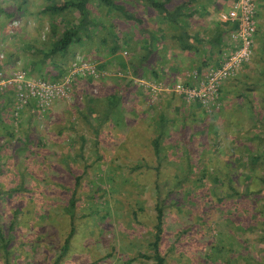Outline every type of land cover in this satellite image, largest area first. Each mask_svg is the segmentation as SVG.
I'll return each mask as SVG.
<instances>
[{
  "label": "rangeland",
  "instance_id": "374dc122",
  "mask_svg": "<svg viewBox=\"0 0 264 264\" xmlns=\"http://www.w3.org/2000/svg\"><path fill=\"white\" fill-rule=\"evenodd\" d=\"M262 8L261 3L255 0L253 16L256 31L253 32L251 44L253 59L263 61L260 64L254 63L244 73L245 83L243 96H240L241 102L236 107L230 106L229 120L228 117L224 120L215 109H208L212 117L205 115L202 119L201 124L205 126V129H201V132L196 122L187 123L186 125L192 124L190 127H193L195 132L194 138L186 141L187 147L171 145L175 148L170 147V151L168 150L170 154L165 157L162 154L166 151L163 150L165 145L163 143L159 155L161 154L160 157L164 162L170 163L168 162V166L157 174L152 166L156 161L161 162V160L156 157L151 146L156 130L140 128L130 134L129 131L120 128L100 126L96 136L86 118H82L77 112L80 106H84L83 100L79 98L75 100L72 95L64 99L65 101L61 104L64 114L61 110L60 115L55 119L61 123L66 122L67 125L73 122L75 141H69V145L67 142L65 146L58 143L61 139L57 142V138L52 136V128L48 127L49 118H46L44 113L43 116H38V119L33 117L35 120L33 119L34 123L30 129V137L33 139L30 141L31 145L25 148L27 143L22 140L23 148L20 149L18 148L22 145L20 141H14L13 145L8 143L4 153L16 148V157L11 159L7 157L8 161L0 169L3 172L1 177L3 187L9 180H12L11 185H14L20 171L31 168L33 172L31 178L25 173L30 186L28 191L19 190L12 195H4L0 198V205L4 210L3 219H8L13 209L17 211L12 229L15 235L11 238L9 246L11 264H53L62 238L70 228L69 216L62 207L67 202L70 191L56 182L59 178L62 180L71 178L64 175L65 169L61 165L57 166L54 161L55 154L60 150L76 151L80 144L78 133H83L87 138L84 150V154L88 156L86 160H91L95 153L102 157L87 167L77 186L79 197L76 199L72 217L74 231L69 237L67 250L59 264H140L137 258L131 261L128 259L135 255L137 250L149 251L147 242L153 230L154 195H158V200L163 199L164 205L159 248L165 254V264H228L224 261V256L229 257V264H264V228L260 227L258 230L257 225L238 224V222L243 223L240 221L242 218L239 217L238 207L244 210V214H241L245 215L243 221L246 215L252 217L257 209L255 203L252 208L248 207V198L251 196L243 193L233 194L221 198L220 201L214 200L213 204H210L205 200L210 196H205L204 193L201 195V190L196 185L191 186L194 190H189V193L194 192L191 199H186L184 191L181 190L183 188L178 189L177 192L173 189L172 192L167 193L170 187L169 182L174 180L173 175L176 177L177 174L179 175L177 171H181L178 163L185 161V148L189 150L190 160L205 161L208 167H211V165L216 166L218 161L227 160L228 153H232L235 160L239 157L243 158V153L239 150L242 147L237 146L240 140L248 141L251 137L264 143V10ZM97 67L100 68L98 65ZM109 74L124 75L125 71L119 68L107 69L105 75ZM237 74L241 75L242 71L241 73L237 71ZM27 115V112L22 113L24 119ZM229 125L235 128L231 133V129H227ZM20 133L17 134L19 135L17 139L23 137ZM209 134L218 138V145L210 143ZM39 135H42L41 141L38 140ZM177 139L179 138L172 133L165 140L159 141L174 144L177 141L180 142V139ZM225 139H230V142L225 143ZM260 146L261 150L264 149V144ZM7 155L5 153L4 157ZM68 161L76 172L81 171V160L69 159ZM137 161H146V165L149 166L146 168V165H143L138 170L130 171L128 166ZM24 164L27 165L25 170ZM46 164L53 165L54 171L47 170ZM194 165L198 163L194 162ZM250 166L256 169V173L251 177L264 173V152L261 160H254ZM7 168L9 169L6 170ZM238 170L241 177H244L246 167L241 165ZM193 173L196 174L199 171L196 170ZM160 180L165 182L157 184L158 190L155 191L154 183ZM205 182L209 183L210 180L206 178ZM92 183L99 184L105 189L102 197L92 200L87 196L88 186L94 188ZM257 183L259 187L261 186L260 192H264V182L253 178V184ZM67 184H72V181ZM241 189H243L242 185L239 190ZM205 193L209 195V192ZM180 198L184 201L175 203V200ZM138 201L142 209L138 210L137 219H135L131 208L136 207L135 202ZM261 203L259 200L258 205ZM25 206L30 209V217L27 216ZM35 210L39 213L38 217L33 213ZM43 214L47 217L40 219L39 216ZM230 217L236 220H230ZM262 218L264 219V214ZM250 222H255L254 218ZM232 227L238 234L233 232ZM218 228H221L222 232L224 230V234L232 232L241 241L240 246L238 239H231L232 242L229 243L232 246L231 250H227L228 246H225L220 252H212L211 245L219 242L215 234Z\"/></svg>",
  "mask_w": 264,
  "mask_h": 264
},
{
  "label": "crops",
  "instance_id": "0c3cea01",
  "mask_svg": "<svg viewBox=\"0 0 264 264\" xmlns=\"http://www.w3.org/2000/svg\"><path fill=\"white\" fill-rule=\"evenodd\" d=\"M230 1L159 0L161 6L157 9L146 0H114L111 5L87 0L86 18L81 19L76 28V41L63 53L47 57L45 54L50 51L53 38L49 30V16L40 10L44 0H0V68L7 74L24 68L30 75L60 78L70 61L81 54L102 69L119 68L125 71L124 75L75 76L70 96L83 100L84 105L77 112L88 122H94V115L101 116L103 120L99 127L120 128L130 134L140 128L152 129L157 131L153 138L161 132L159 140H165L173 133L180 142L168 144L159 141L160 150L165 144L163 150L166 151L162 154L166 157L170 154L169 148H175L171 145L187 147L186 141L194 138L192 124L187 123L196 122L201 132L205 129L202 119L205 115L212 117L208 108L199 101L186 100L172 88L177 81L196 82L209 67L219 64L229 46L230 24L218 19L217 11L227 8ZM258 1L264 10V0ZM60 15L57 19L63 17V20L57 27L74 24L79 16L68 11ZM253 57L252 52L251 57L243 62L238 70L242 71L241 75L236 73L221 81L219 101L210 110L218 111L224 120L230 118V106L236 107L241 102L244 73L254 63L263 61ZM151 84L164 88L153 91ZM0 93L2 116L5 106H8L5 114L10 115L14 103L13 89L9 87ZM90 99L93 112L88 107ZM64 101L62 98L55 99L43 113L49 118L48 127L52 128V136L57 138V142L61 139L58 143L65 146L66 142L69 145L71 134L74 138L75 131L73 122L67 125L55 120L61 110L63 114L65 112L61 105ZM23 112L28 113L25 119ZM22 113L21 119L28 121L22 130L27 131L28 125L32 129L33 117H38V107L31 102ZM28 116H31L30 120ZM227 129H231V133L235 128L229 125ZM208 138L210 143L218 145V138L214 135L209 134ZM230 139H225V143ZM228 155L226 159L233 158L232 153Z\"/></svg>",
  "mask_w": 264,
  "mask_h": 264
},
{
  "label": "trees",
  "instance_id": "16d2710c",
  "mask_svg": "<svg viewBox=\"0 0 264 264\" xmlns=\"http://www.w3.org/2000/svg\"><path fill=\"white\" fill-rule=\"evenodd\" d=\"M100 2H103L104 5H111L114 4V0H99ZM149 4H151L154 8L159 9L161 6V2L159 0H146ZM86 2L87 0H44L43 4L40 6V10L42 13H45L49 16V30L51 33L52 43H51V49L50 51L47 52V57L50 55H54L57 53H63L65 49L68 48V46L76 41L77 39V32L76 28L79 27V24L81 22V19L86 18V13H87V7H86ZM114 6V5H113ZM116 8V6H114ZM68 11V12H76L78 16L76 23L67 26H62L57 27L59 22L62 23L63 17H61L60 20L57 19V17L61 16L63 12ZM83 16V18H81ZM24 69V68H22ZM26 70V69H25ZM27 71V70H26ZM1 94V93H0ZM88 102V107L89 111L93 112V106L92 104V99L89 100ZM198 101V100H197ZM13 108V107H12ZM12 108L10 115L5 114V111L8 110V106L4 107V115L2 116V111H0V169L4 164L8 161L7 157L10 159L13 157H16L15 152L16 148L12 149L11 152H5L7 156L4 157V149L6 148V145L11 143L15 144L14 141L18 140L21 142L22 145H20L18 148L22 149L23 148V143H27V146H24L25 148L29 147L30 141H33V139L30 137V126H27V131L22 130V126H24L26 122L28 121H23L19 115L18 119H15L13 114H12ZM6 116V117H5ZM31 116H28V120H30ZM93 118L95 119L94 122L89 119V123L92 125V130L97 136L98 133V127L101 125V121L103 118L98 115H94ZM27 125V123H26ZM72 126V125H71ZM70 126V127H71ZM73 127V126H72ZM22 133L23 137L20 139L18 133ZM20 133V135H22ZM259 133V132H258ZM71 134V132H70ZM240 133H238L239 135ZM161 135V132H159L153 139H152V145L154 147V152L156 157L160 158V161H156L155 164L152 166L154 169L155 174L159 173L160 171L163 170V168L168 166L170 163L169 161L164 162L160 155V144H159V137ZM77 136L80 139V144L79 148L76 151H59L55 154V163L57 166L61 165L65 171H63L64 175L71 177L70 179H61L59 178L58 183L61 187L64 189L69 190V196L67 197V202L62 206L63 210L67 213L70 219V228L65 234V236L62 238V242L59 245V250L58 253L54 257L53 264H59L60 259L63 257L64 252L67 250V242L69 240V237L74 231V226L72 224V217L74 215L75 211V206H76V199H78V194H77V186L80 184L81 177L83 173L86 171L87 167L90 166L97 158L100 157V154L95 153L93 155V158L91 160L87 161L86 159L88 156L85 153V142H86V136L83 133H78ZM258 136V135H257ZM13 139V140H12ZM42 135H39L38 140L41 141ZM24 142H23V141ZM69 141H75L73 138V135L71 134L70 140ZM70 143V142H69ZM97 140H94V145L96 146ZM264 144L262 141L254 140L251 139V137L248 138V141H239V144L237 146L242 147L240 148V152L243 155V158L239 157L235 161L233 160L232 157L230 159L225 160L224 162L218 161L216 166L211 165V167H208V164L205 163V161H195V164L198 163V165H194V162L191 159V155L189 154V150L187 148L184 149V154H185V161H180L178 165H180L181 171H177L179 175L177 174L176 177L173 175L174 180L169 182V188L167 190V193L170 191L172 192L173 189L178 191V189H181L184 191V194L186 195V199H191L193 195V191L189 193V190H194L192 185L198 186L197 188H200L201 190V195L204 193L205 196H210L209 198L207 197L205 200L209 202L210 204H213L212 202L214 200L220 201L221 198L225 196H231L233 194H240L243 193L245 195H248L250 198H248V207L252 208L255 203V206H257V209L254 212V215L250 217L249 215H246L245 221H243L242 216L244 214V210L240 209L238 207V212H239V217L242 218L243 223L238 222L241 226L243 225H252V226H258V230L260 227L264 228V219L262 218L264 214V192H260V187L257 184H253V178L256 180H259L260 182H264V173H259L258 175L251 177L256 173V169L250 166V163H253L254 160L260 161L264 152V149H260V145ZM96 149V147H95ZM246 157V158H245ZM250 157V158H249ZM69 159L72 161H80L81 162V171L76 172L73 168L72 165H69ZM205 159V158H202ZM20 162V161H19ZM169 162V163H168ZM185 165L183 166V164ZM259 163V162H257ZM143 165H146V161H137L133 162L132 165H129L128 168L130 171L134 169H140ZM201 167H197V166ZM245 166L246 167V172L243 173L244 177H241L238 168L240 166ZM26 164L23 165L24 170L26 169ZM149 166V165H148ZM146 165V168L148 167ZM250 166V167H249ZM47 170L51 169L54 171V166L53 165H48L46 164ZM165 167V168H166ZM195 167L196 170L199 171V173L194 174L195 172ZM7 168L6 170H8ZM195 170V171H194ZM30 169H26L25 171H20L18 175V180L15 182L14 185H11L12 180L8 181V184H6L5 187L2 185V179L1 177L3 176V172L0 170V198L4 197V195H12L13 193L21 190V191H28L30 189L29 181L25 177V173L29 175V178H31L33 175V172H31ZM53 171H51L53 173ZM198 174V175H197ZM191 175L193 177H191ZM209 177V178H208ZM189 178H191L189 180ZM206 178L210 180L209 183H206ZM167 181V178H165ZM159 180V179H158ZM72 184H67V182H71ZM164 181V182H165ZM189 183H188V182ZM89 182V181H88ZM163 181L160 180V182L155 181L154 183V190H158V185L160 183H164ZM187 182V183H185ZM90 183V182H89ZM94 188L91 186H88V191L89 193L87 196L92 198V200L97 199L99 197H102L104 194L105 189H103L99 184L92 183ZM91 184V185H92ZM90 185V184H89ZM240 185L243 186V189H240ZM192 186V187H191ZM197 191V190H196ZM205 192H209V195H207ZM197 194V192H195ZM158 195H154L155 199L153 201V223H152V233H151V238L148 240V248L149 251H143V250H137L135 255H132L128 260H133V259H139L140 264H165V254L160 251L159 248V242L161 239V234H162V221H163V215H164V205H163V199L158 200L157 199ZM212 196V197H211ZM261 200V204L258 205V201ZM184 199L180 198L178 200H175V203L180 202L182 203ZM136 207L131 208V213L132 216L137 219V212L138 210L141 211L142 206L140 202H135ZM224 206V205H223ZM222 206V207H223ZM25 209L27 211V216L30 217V212L29 208L25 206ZM91 212V210H89ZM3 212L4 210L1 208L0 205V262L1 264H11L10 263V240L12 237H14L15 233L12 231L14 224H15V219H16V210H12L10 212V216L8 219H3ZM230 211H228L229 213ZM35 213L36 217H38L39 213L37 211H33ZM242 214V215H241ZM229 215V214H228ZM227 215V216H228ZM249 216V217H248ZM40 219H44L46 214H43L42 216H39ZM229 217V216H228ZM254 218V221L256 222H250ZM39 219V220H40ZM261 219V220H260ZM230 220H236L233 217H230ZM243 224V225H242ZM260 224V226L258 225ZM233 229V232H236V229ZM218 231L215 233L217 238L219 239V242L213 243L211 245L212 247V252H220L224 247L228 246L227 250H231L232 246L229 244L232 242L231 239H238L232 232H226L224 234L221 231L222 229L218 228ZM263 230V229H262ZM236 234H238L236 232ZM246 239V238H245ZM219 243V244H218ZM241 241H239V246H240ZM210 256V254H208ZM228 256H224V261L227 262L228 264L230 263Z\"/></svg>",
  "mask_w": 264,
  "mask_h": 264
},
{
  "label": "built area",
  "instance_id": "2783aa9c",
  "mask_svg": "<svg viewBox=\"0 0 264 264\" xmlns=\"http://www.w3.org/2000/svg\"><path fill=\"white\" fill-rule=\"evenodd\" d=\"M253 13L254 0H231L227 8L219 9L218 19L230 24V42L221 61L209 67L196 82L177 81L172 89L181 93L186 100H198L208 109L216 104L219 101L221 81L235 75L251 55L252 35L255 30ZM105 73L106 70L98 68L94 61L77 54L60 78L30 75L22 68L14 69L7 74L0 68V92L9 87L13 89L12 114L15 119L19 118L22 110L31 102L38 107V116H42L43 111L55 99H66L70 96L75 76L100 77ZM150 87L153 91L164 88L159 84H151Z\"/></svg>",
  "mask_w": 264,
  "mask_h": 264
}]
</instances>
